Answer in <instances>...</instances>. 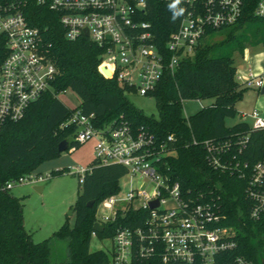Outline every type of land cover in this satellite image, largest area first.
Segmentation results:
<instances>
[{"label":"trees","instance_id":"trees-1","mask_svg":"<svg viewBox=\"0 0 264 264\" xmlns=\"http://www.w3.org/2000/svg\"><path fill=\"white\" fill-rule=\"evenodd\" d=\"M145 1L140 21L149 25L150 43L168 60L171 54L167 42L193 5L179 0L173 9L170 6L175 0ZM258 1L242 0V13L235 24L208 30L192 56L180 59L173 73L164 71L147 95L155 99L158 118L146 115L128 99V94L136 92L132 86L121 85L116 78L106 79L99 73L102 49L87 38L66 40L57 14L37 6L33 0L29 2L24 11L26 18L43 35L44 53L57 75L52 82L53 93L32 103L22 119L5 124L0 132V264H110L107 253L91 252L90 244L98 206L119 193L120 180L128 175L123 166L101 165L94 159L79 183L73 206L74 224L67 220L50 238L39 243H34L24 228L23 199L1 190L9 180L33 173L44 162L59 158L63 154L59 152L62 141L76 150L83 145L74 141L75 125L63 126L74 110L86 117L93 115L92 124L98 129L126 123L133 132L143 130L151 136L158 150L176 151L175 156L162 159L166 173L180 184L185 196L187 192L193 197L212 192L216 200L220 196L217 202L226 216L223 225L237 231L234 254L246 257L252 264H264V221L248 218L245 180L209 166L202 145L206 140L232 141L228 157L236 156L240 162L252 164L264 157L263 130L250 131L246 122L232 127L225 123L238 114L235 106L245 92L236 79L233 53L243 54L249 45L264 46V17L254 15ZM4 55L5 42L0 38V61ZM66 91L79 98L76 109L68 108L58 98ZM203 99H212L213 103L193 116H184V101ZM247 134L248 144L239 154L236 139ZM65 171H53L51 176ZM91 201L94 205L89 208ZM122 223L126 221L119 213L116 222L106 224L97 237L113 238Z\"/></svg>","mask_w":264,"mask_h":264},{"label":"built area","instance_id":"built-area-1","mask_svg":"<svg viewBox=\"0 0 264 264\" xmlns=\"http://www.w3.org/2000/svg\"><path fill=\"white\" fill-rule=\"evenodd\" d=\"M30 1L0 0V38L5 42V55L0 61V132L5 124L22 119L32 103L53 93L57 69L44 53L40 30L26 18L24 11ZM33 1L57 14L66 40L87 38L103 50L98 71L104 78H116L142 96L155 89L165 70L173 73L180 59L192 56L208 30L235 24L243 5L242 0H187L193 8L170 36L166 47L171 56L165 60L150 43L149 25L140 21L145 0ZM254 15L264 17V0L257 2ZM103 67L110 71V77L102 72ZM236 79L242 87L259 91L264 87V76L251 71L237 70ZM243 116L253 120L247 123L250 131H264V117L258 110ZM92 117L74 110L63 126L77 127L76 143L94 142L99 164L121 165L128 175L139 180L122 199L114 195L98 206L104 213H96L95 224L104 228L115 223L119 213L126 221L111 238V250L106 252L110 264H252L246 257L234 254L237 231L223 225L226 216L217 202L220 196L217 200L212 192H201L195 197L187 192L185 196L180 184L166 173L162 159L175 156L176 151L165 152L163 145V150H158L151 136L143 130L133 132L126 123L98 129L93 126ZM248 141L249 134L236 139L239 154ZM202 145L209 166L245 180L248 218L263 223L264 157L253 164L240 162L236 156L228 157L232 141L206 140ZM74 151L75 146L67 150ZM76 170L82 183L89 168ZM49 178L30 173L9 180L1 190L9 191L17 184H38ZM154 202L158 205L151 207ZM97 234L92 231V236Z\"/></svg>","mask_w":264,"mask_h":264},{"label":"rangeland","instance_id":"rangeland-1","mask_svg":"<svg viewBox=\"0 0 264 264\" xmlns=\"http://www.w3.org/2000/svg\"><path fill=\"white\" fill-rule=\"evenodd\" d=\"M219 39V36H217ZM250 56L264 51L262 45H249ZM235 67L238 71H242L244 67L253 65L254 61L245 63L243 54L239 52L233 53ZM245 88L242 99L237 102L235 108L238 114L234 118L226 119L227 127L235 126L240 122L251 124L253 120L247 116L258 110L259 114L264 117V95L255 88ZM128 99L146 115L158 118V110L155 99L149 96H142L137 92L127 95ZM58 98L70 109L76 108L80 104L79 98L72 91H66L58 96ZM213 103L212 99L188 100L183 102V114L190 117L202 109ZM94 142L88 141L84 143L76 151L69 153L64 152L59 158L44 162L33 174L40 176H50L44 182L38 184L24 183L17 184L9 193L11 196L23 199V220L26 232L31 236L34 243L42 242L52 236L67 220L71 225L74 224V215L69 216V212L77 200L79 190V176L76 169L88 168L90 163L95 159ZM66 169L65 173L59 176H51L53 171ZM137 176L126 175L120 180V191L117 194L122 199L130 187L138 184ZM43 187L42 192L35 190V187ZM122 205V204H120ZM104 210L98 207L97 214L102 215ZM112 247L110 238L100 239L92 236L90 251L109 252Z\"/></svg>","mask_w":264,"mask_h":264},{"label":"crops","instance_id":"crops-1","mask_svg":"<svg viewBox=\"0 0 264 264\" xmlns=\"http://www.w3.org/2000/svg\"><path fill=\"white\" fill-rule=\"evenodd\" d=\"M243 59H244L245 63L251 62L252 60L254 61V63H253V65H248V67H244V69L242 71H239L240 73H244V72L248 73L249 71H251L254 74L264 76V51L256 53L252 57V56H250L249 50L247 48L243 52Z\"/></svg>","mask_w":264,"mask_h":264},{"label":"water","instance_id":"water-1","mask_svg":"<svg viewBox=\"0 0 264 264\" xmlns=\"http://www.w3.org/2000/svg\"><path fill=\"white\" fill-rule=\"evenodd\" d=\"M85 36L87 37L88 36V32L85 31ZM102 72L107 76V77H110L111 76V73L108 69L106 68H101ZM261 94L264 95V87L261 89ZM68 150V142L67 141H62L59 145V152L60 153H64ZM35 190L38 191V192H42L43 190V187H39V186H36L35 187ZM94 205V202L91 201L89 204H88V207L89 208H92V206ZM158 203L157 202H154V203H151V207H155L157 206ZM74 214V208L69 212V216H72ZM104 230V228L98 224H94L93 226V231L97 232V233H102Z\"/></svg>","mask_w":264,"mask_h":264},{"label":"clouds","instance_id":"clouds-1","mask_svg":"<svg viewBox=\"0 0 264 264\" xmlns=\"http://www.w3.org/2000/svg\"><path fill=\"white\" fill-rule=\"evenodd\" d=\"M178 3H179V0H175V3L172 4L170 7L174 9L175 6H176V4H178ZM182 11H183V10L181 9L180 12H182ZM177 14H179V13H177Z\"/></svg>","mask_w":264,"mask_h":264}]
</instances>
